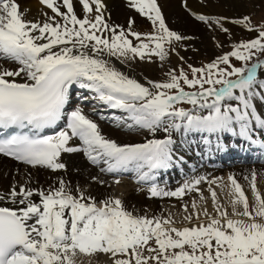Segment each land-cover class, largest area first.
Returning a JSON list of instances; mask_svg holds the SVG:
<instances>
[{"label": "snow or ice", "instance_id": "1", "mask_svg": "<svg viewBox=\"0 0 264 264\" xmlns=\"http://www.w3.org/2000/svg\"><path fill=\"white\" fill-rule=\"evenodd\" d=\"M42 2L63 17V23L41 26L25 21L16 0H0V58L20 65L15 71H0V154L60 170L65 168L58 162L61 153L84 151L93 163L107 164L108 172L132 168L141 173V179H147L153 170L168 168L174 162L172 130L231 132L253 143L256 130H264V118L254 103L257 97L264 102V79L258 75L264 69V59H260L264 55V27L256 29L250 18L234 23L256 31V38L235 45L232 52L205 67L192 68V78L181 69L179 74L169 73L166 82H149V87L129 78L104 57L128 59L131 54V58L144 59L146 54H154L165 59V43L181 37L167 28L156 0H132L154 25L158 22L156 34L145 37L148 43L140 33H131L141 41L139 46H134L123 30L117 35L110 29L102 14L94 21L87 16L78 18L72 0H63L67 12L60 11L56 0ZM80 2L86 13L93 12V5L97 13L104 8L102 0ZM198 19L207 22L209 18ZM102 30L112 32L111 40L103 38ZM42 40L47 42H38ZM57 45L62 47L53 51ZM232 57L243 66L232 65ZM221 64L228 67L221 68ZM182 82L191 88L198 86L199 91H185ZM74 88L93 93L94 100L128 113L127 119L135 125L153 133L162 128L169 135L139 144L122 145L107 139L82 108L69 111ZM172 90L175 94H170ZM209 97H213L211 103ZM180 102L193 105L194 110L176 108ZM197 108L208 109L207 115L197 114ZM177 118L182 123H176ZM65 119L66 130L43 134L46 129L55 130ZM73 137L83 148L68 146ZM145 168L148 171H143ZM202 179L175 192L156 186L150 192L154 197H181L186 190H197ZM229 181L231 215L210 187L216 214L203 209L206 224L200 222L199 211L185 215V221L191 223L195 218L197 224L182 228L176 227L171 217L134 216L124 210L119 199H106L102 206L83 193L78 199L66 191L63 180L58 189L48 193L13 187L7 196L0 194V264H76L78 254L98 252L110 254L112 264H264V194L257 188L256 175L253 173L250 181L251 204L237 180L230 176ZM216 183L209 181L210 185ZM33 195L41 197V203H34L30 199ZM192 207L197 209L198 205L193 202ZM184 209L187 212V205Z\"/></svg>", "mask_w": 264, "mask_h": 264}, {"label": "bare ground", "instance_id": "2", "mask_svg": "<svg viewBox=\"0 0 264 264\" xmlns=\"http://www.w3.org/2000/svg\"><path fill=\"white\" fill-rule=\"evenodd\" d=\"M16 3L19 5V11L25 21L39 23L41 26L46 22L53 23V25L56 21L63 23V17L54 13L42 0H16ZM56 3L61 12H67L63 0H56ZM72 3L78 18L83 19L87 16L88 19L94 21L97 14H102L104 22L109 25V28H114L117 35L123 30L134 46H139L141 41L131 35L132 32L140 33L142 40L146 43L149 42L145 39L147 34H156L158 22L157 25H154L147 15L140 13L133 6L132 0H102L104 8L100 10V13L96 12L95 5H93V12L86 13L80 0H72ZM156 4L167 28L187 39L184 42L173 39L171 43H165L167 55L177 49L188 57L194 55L219 57L223 48L229 44L243 38L251 39L257 36L256 31H249L243 24H237L234 21L248 17L253 25L254 18L259 19L264 16V0H156ZM199 16L209 19L207 22L202 21L198 19ZM254 27L258 29L256 26ZM102 31L103 38L111 40L112 32ZM38 34L37 32L32 33V35ZM97 34L100 35L99 32ZM45 35L49 34L45 33ZM215 39L220 41L221 47H214ZM38 42L46 43L47 41ZM154 46V43L150 44V47L154 48ZM61 47L57 45L53 51H59ZM104 58L109 60L111 66L145 86L150 87L149 82L158 83L163 78L160 73L162 70L160 69L161 59L154 54H146L144 59H140L139 56L131 58V54L128 59L108 57L106 54ZM0 59L3 60H0V71L5 69L15 71L20 67L14 61ZM174 62H179L175 56ZM180 62L182 61L180 60ZM258 75L259 78L264 79V69H261ZM15 79L18 82H23L21 77ZM85 94H89L91 97L84 100L83 95ZM93 95V93L74 88L69 111L76 107L82 108L84 114L99 126L101 134L107 139L122 145L139 144L152 139H165L169 135L162 128L153 133L135 125L133 121L127 119L128 113L94 100ZM88 101L94 102V105L89 107ZM229 103L236 104L235 101H229ZM254 103L261 118H264V102H261L257 97ZM196 112L200 115H207L208 109L199 110L197 108ZM175 122L182 123L178 118ZM66 128L67 123L60 130H66ZM236 131L238 133V127ZM259 133L264 134V130L257 129L256 134ZM170 134L175 142L172 145L174 162L168 168L153 170L147 179H141V173L132 168L108 172L106 171L107 164L103 161L93 163L84 151L61 153L58 162L65 164V168L53 170L45 167L46 170L43 169V171H41L42 168L40 171L38 170V167L43 166L15 162L0 155V194L7 196L13 187L19 191L20 183L24 184L23 187L28 186L26 189H32L33 185L30 183L41 185V188L37 186L38 188L34 187L32 190L34 192L42 190L48 193L58 189L60 181L63 180L66 191L78 199L83 193L86 198L94 199L98 206H102V201L106 199H119L124 210L131 212L134 216L171 217L175 220L178 228L196 226L195 218L189 223L184 220L185 215H194L199 211L200 222L206 224L208 220L203 215V209L206 208L211 215L216 214L209 191L210 187L217 192L220 204L227 208L231 215L230 176L234 177L242 186L250 204L254 200L250 187L253 173L256 175L257 188L264 194V166L255 162L254 156L248 157L244 154L253 148V142L239 135H233L231 132L209 133L182 128L180 131L172 130ZM68 146L83 148L82 142L74 137L69 141ZM180 157L182 159H178ZM246 161H250V164H245ZM182 169L188 172L189 177H183L185 174L182 173ZM143 171H148V169L145 168ZM156 175H160V180H163L164 183L166 180H170L173 182L172 184H175L172 192L177 191L185 184H192L196 179H205H202L201 183L196 186L197 190H186L181 197L162 196L161 201H158L156 197L147 194L155 186L152 178ZM212 180H217V183L210 185L209 181ZM43 186L45 187L43 188ZM162 186L166 188L164 185ZM201 194H203V199H201ZM30 199L34 203H41V197L38 195H33ZM86 202L91 201L86 200ZM193 202L198 205L197 209H193ZM185 205H187V212L184 209ZM84 261H88L89 264H112L110 254L99 252L94 255L78 254L76 264H83Z\"/></svg>", "mask_w": 264, "mask_h": 264}, {"label": "rangeland", "instance_id": "3", "mask_svg": "<svg viewBox=\"0 0 264 264\" xmlns=\"http://www.w3.org/2000/svg\"><path fill=\"white\" fill-rule=\"evenodd\" d=\"M262 18V19H261ZM261 18H259V19H257V18H254L253 19V21H252V23H253V25L254 26H256L258 29H260L261 27H264V16H262ZM254 38H256V36L255 37H253V38H251V39H254ZM251 39H248V38H243V39H240L239 41H237V42H234V43H232V44H229L226 48H223V51H222V53H221V55L219 56V57H221V56H223V55H225V54H227V53H230V52H232L233 50H234V46L235 45H237V44H240L241 42H245V41H249V40H251ZM187 39L185 38V37H181V39L179 40L180 42H184V41H186ZM213 45H214V47H221V43H220V41L218 40V39H215L214 40V42H213ZM178 52V53H177ZM184 52V51H183ZM180 55H183V56H180ZM174 56L176 57V58H178L179 59V62H174ZM195 56V55H194ZM194 56H187L186 54H184V53H180L177 49H174L173 51H172V53L171 54H169V55H167L166 57H165V59H163V60H161V62H162V66H160V69H162V70H160V73H162V75H163V78H162V80L160 81V82H158V83H163V82H166V81H168L169 80V73H172V72H175L176 74H179V72H180V70L181 69H183V71L185 72V73H187L188 74V76H189V78H192V71H191V69L192 68H201V67H205L206 65H208V64H210V63H212V62H214V61H216L217 60V58H218V56L217 57H213V58H211V57H208V56H206V57H200V56H195V58H194ZM260 59H264V55H262V56H260ZM1 61H3L2 59H0ZM180 60L182 61V62H180ZM255 62V58L252 60V61H250L249 62V65H251V63H254ZM231 63H232V65H234L235 67H242L243 66V62L242 61H239V60H236L235 59V57H232L231 58ZM165 64V65H164ZM169 65V66H168ZM189 66H191V67H189ZM167 67V68H166ZM220 67L221 68H226V67H228V66H226V65H223V64H221L220 65ZM171 68V69H170ZM169 70V71H168ZM162 71V72H161ZM232 79H235V77H232ZM182 87H184V89H185V91H188V92H194V91H199V87L197 86L196 88H191V87H189V86H187V85H185V84H183V82H182ZM205 87L207 88V87H210V85H205ZM217 87H219V85H217ZM170 94H175V90H172V92L170 93ZM84 97H88V98H90L91 96L89 95V94H87V95H85ZM212 100H213V97H209L208 98V102L209 103H211L212 102ZM88 103L89 104H87L89 107H92L93 105H94V102H92V103H90L89 101H88ZM176 108H184L185 110H188V111H192V109H193V105H191V104H189V103H187V102H180V103H178L176 106H175ZM80 157H81V155H79ZM42 168V169H41ZM36 169V168H35ZM40 169H41V171H43V169H45V167H38V170L40 171ZM37 170V169H36ZM46 170V169H45ZM31 185H33V187H32V189L34 188V187H39V188H41L40 186L41 185H38V184H32V183H30ZM29 184V185H30ZM19 185H24V184H22V183H20ZM30 185V186H31ZM28 187V186H27ZM27 187H25V188H27ZM37 187V188H38ZM45 186H43V188H44ZM171 190V189H170ZM170 190H169V192H170ZM148 195H150V196H152L151 195V193H147ZM157 199H158V201H161V196H158L157 197ZM83 264H89V262L88 261H84L83 262Z\"/></svg>", "mask_w": 264, "mask_h": 264}]
</instances>
